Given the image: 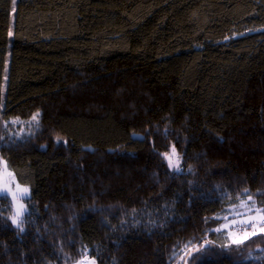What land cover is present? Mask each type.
<instances>
[{
    "label": "trees",
    "instance_id": "16d2710c",
    "mask_svg": "<svg viewBox=\"0 0 264 264\" xmlns=\"http://www.w3.org/2000/svg\"><path fill=\"white\" fill-rule=\"evenodd\" d=\"M3 160L0 264H264V0H0Z\"/></svg>",
    "mask_w": 264,
    "mask_h": 264
},
{
    "label": "rangeland",
    "instance_id": "374dc122",
    "mask_svg": "<svg viewBox=\"0 0 264 264\" xmlns=\"http://www.w3.org/2000/svg\"><path fill=\"white\" fill-rule=\"evenodd\" d=\"M13 121H15L16 123L18 122L17 120H13ZM175 151H176V156H173L171 151L168 156V160L169 158H171L173 161H175L177 157L179 158L176 149ZM18 188L20 189L27 188L29 190L28 195L25 196L19 193L17 191ZM0 192L6 193L7 196L11 199L12 202V212L10 214L11 222H12V217L16 213L18 205L19 204L24 205L26 211L22 216L18 218L19 222H23L26 214L29 211L26 199H28L31 196V189L28 185L22 184L18 181L14 171L9 168L6 160H3L0 168ZM13 193H16V197H17L16 199H13ZM245 202L246 201L242 202V206L246 205L254 208L252 203L249 202L245 203ZM253 208L250 210L243 207L242 210H235L234 213H232L234 216L230 217V219L226 220V222L222 225V229L226 230L234 241L242 240L244 239V236L246 234H251L253 232L256 233L259 232L261 229H264V219H261V217H264V209H258V208L253 209ZM12 224L18 227L17 224H14L13 222ZM251 224H255L256 226L254 229L248 230L247 227L248 225ZM225 225H227V227H224ZM76 264H98V262L94 257H86Z\"/></svg>",
    "mask_w": 264,
    "mask_h": 264
},
{
    "label": "snow or ice",
    "instance_id": "6c2138e0",
    "mask_svg": "<svg viewBox=\"0 0 264 264\" xmlns=\"http://www.w3.org/2000/svg\"><path fill=\"white\" fill-rule=\"evenodd\" d=\"M10 35H11V33H10ZM38 115H39V113H37L36 115H34L32 119L35 120ZM59 139L60 138L58 137L57 138L58 142H59ZM172 155L173 156H176V151H175V148L174 147L172 149ZM169 167H172V168H175L176 170H179V158L177 157L175 161H173L171 158H169ZM17 191L19 193H21L22 195H25V196H27L28 195V192H29V190L27 188H23V189L18 188ZM0 198H7V194L6 193H3V192H0ZM16 198H17L16 197V193H13V199H16ZM250 199H251V197H250ZM25 211H26V209L24 208V205L23 204H19L18 207H17V210H16L15 215L12 217V222L14 224H17V226L21 230H23V223L22 222H19V219L18 218L20 216H22ZM257 211H259V210H257ZM261 219H264V217H261ZM233 223H235V222H233ZM251 226L253 228H255L256 225L255 224H251ZM224 227H227V225H225ZM219 230L220 229H216V231H219ZM260 231L261 232H264V229H261ZM249 235H253L254 236V235H256V233L253 232L251 234H246L244 236V239H248L249 238ZM234 242L237 243V244H240V243L243 242V240H235ZM207 243H209V242L205 241V244H207Z\"/></svg>",
    "mask_w": 264,
    "mask_h": 264
}]
</instances>
